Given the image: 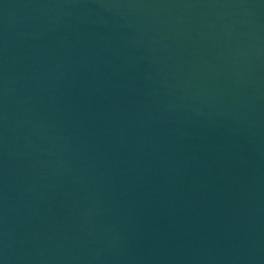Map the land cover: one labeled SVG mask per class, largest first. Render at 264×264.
Listing matches in <instances>:
<instances>
[{
    "label": "water",
    "instance_id": "obj_1",
    "mask_svg": "<svg viewBox=\"0 0 264 264\" xmlns=\"http://www.w3.org/2000/svg\"><path fill=\"white\" fill-rule=\"evenodd\" d=\"M0 264H264V0H0Z\"/></svg>",
    "mask_w": 264,
    "mask_h": 264
}]
</instances>
